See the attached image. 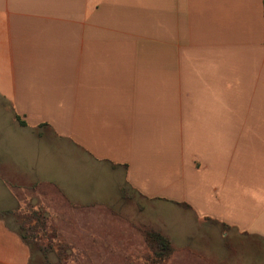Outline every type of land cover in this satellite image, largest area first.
<instances>
[{
    "label": "crops",
    "instance_id": "obj_1",
    "mask_svg": "<svg viewBox=\"0 0 264 264\" xmlns=\"http://www.w3.org/2000/svg\"><path fill=\"white\" fill-rule=\"evenodd\" d=\"M260 106L264 0H0V108L33 148L5 172L0 149V185L41 188L59 217L113 223L127 195L264 242ZM127 221L135 250L146 223ZM15 224L0 218V264L38 261Z\"/></svg>",
    "mask_w": 264,
    "mask_h": 264
},
{
    "label": "rangeland",
    "instance_id": "obj_2",
    "mask_svg": "<svg viewBox=\"0 0 264 264\" xmlns=\"http://www.w3.org/2000/svg\"><path fill=\"white\" fill-rule=\"evenodd\" d=\"M261 108L264 107L260 106L259 109ZM15 130L9 116L0 108V149L2 160L7 162L2 169L4 172L7 171L6 167L10 168L12 165L13 168L23 171L24 167H27L28 157L33 149L26 136ZM0 192V207L14 204L16 206L8 210L18 208L26 211L32 206L41 207L45 210L49 227L56 230L59 241L69 246L67 250L69 258L62 264H150L148 261H150L151 252L146 242L142 240L141 234L138 248L135 250L123 249L122 239L126 229L125 225L128 227L127 220L134 223H146L144 225L152 227L154 224H166L168 227L175 224L176 227L180 226L181 230L185 229L186 234L191 237V241L186 242L185 237L187 235L182 234L177 246L179 248L186 246L188 249L177 250L178 252L176 251L177 253L175 252L176 254L165 264H171V261H178L179 264H264L263 241L254 238L239 239L232 234L224 239L214 227L195 228L189 226V228H183L181 225L183 223L186 225V223L180 218L178 221L177 218L175 219L172 213L173 208L155 210L156 206L153 209L152 204L144 203L141 200L140 202L133 201V197L124 196V194L125 199L113 211L111 210L112 215L107 212L108 216H113V224L111 221H107L110 217H103V214L101 216L104 221L101 220V216L97 217L98 219H93L96 215L90 217V215L85 214L84 220L78 222L74 220V213L72 212L67 217L64 215L59 217L57 215V202L49 195L42 198L41 188L34 192L31 187L0 185ZM138 205L144 210L140 215L137 212ZM7 218L16 221L12 216ZM97 220L99 223L102 221L103 227L101 229L94 227ZM15 225L18 227L17 223ZM132 225L137 230L138 226H142ZM103 229L104 232L113 233L115 238L113 244L105 242V234L101 232ZM51 242L52 239L48 237H42L40 241L43 245ZM35 254L39 256L40 261L43 260L40 252ZM49 258L53 263L60 262L55 253H50ZM35 263L36 260L33 261V264Z\"/></svg>",
    "mask_w": 264,
    "mask_h": 264
},
{
    "label": "trees",
    "instance_id": "obj_3",
    "mask_svg": "<svg viewBox=\"0 0 264 264\" xmlns=\"http://www.w3.org/2000/svg\"><path fill=\"white\" fill-rule=\"evenodd\" d=\"M21 124L25 125L23 122ZM181 206L190 208L186 204H181ZM27 209L29 210L22 211L18 208L4 210L0 212V218L6 220L7 217L12 216L16 219L15 222L18 225L16 232L19 237L29 247L32 254L40 252L43 256V260H38L35 264H62L63 261H67L69 246L59 241L56 230L49 227L45 210L36 206ZM138 230L150 249V261H148L150 264H165L177 251L175 245L163 230L148 225L138 226ZM42 237L51 238L52 242L43 245L40 243ZM50 253H55L60 262L53 263L49 258Z\"/></svg>",
    "mask_w": 264,
    "mask_h": 264
}]
</instances>
